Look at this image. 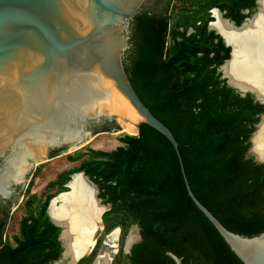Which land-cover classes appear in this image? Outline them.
Masks as SVG:
<instances>
[{"label": "trees", "instance_id": "trees-1", "mask_svg": "<svg viewBox=\"0 0 264 264\" xmlns=\"http://www.w3.org/2000/svg\"><path fill=\"white\" fill-rule=\"evenodd\" d=\"M177 1L173 20L174 2L171 9L167 4L139 11L123 67L141 102L177 141L180 160L146 124L137 136L120 137L122 146L110 152L68 155L79 165L47 184L55 193L26 198L11 241L3 240L6 220L0 216V264H53L60 258V229L49 221L47 207L78 172L97 186L102 204L111 205L101 218L105 232L139 228L140 241L114 264H242L192 203L184 176L195 198L229 232L264 233V164L246 158L264 104L248 93L241 97L220 78L217 69L230 48L208 29L212 8L239 25L254 13L255 0ZM93 257L78 264H92Z\"/></svg>", "mask_w": 264, "mask_h": 264}, {"label": "water", "instance_id": "water-1", "mask_svg": "<svg viewBox=\"0 0 264 264\" xmlns=\"http://www.w3.org/2000/svg\"><path fill=\"white\" fill-rule=\"evenodd\" d=\"M144 2L0 0L1 196L8 197L13 191L12 185L18 186L15 192L20 191L17 199L24 196L42 162L51 159V151L60 152L67 147L79 150L84 141L95 136L87 133V123L100 125L104 121L114 122L117 130L112 131L116 133L120 127L135 119L132 136H137L139 126L146 124L169 141L179 158L177 141L141 102L122 63L128 49L130 23ZM256 5V12L239 26L224 19L219 10L214 11L232 31L241 35L259 12L257 0ZM211 24L208 29L218 34L231 48L229 59L217 69L220 78L241 97L248 93L255 102L264 104V97L246 86L232 83L224 75V66L233 59L234 46L212 29ZM262 118L264 115L260 120ZM258 125L259 122L248 140L250 147L246 156H252L255 162H264V159H257L251 153L252 138ZM25 172H28L26 179ZM75 176H80L95 190L93 198L97 205L104 208L102 214L111 207L110 204H102L97 186L83 172L73 174L66 184L68 190L52 198L47 207L49 221L60 229L58 241L62 252L53 264H78L92 250L74 257L66 256L69 243L66 244L63 237L68 227L65 223L53 221L50 215L52 208L57 210L65 204L63 198L72 193L71 184ZM184 182L192 203L241 263L264 264V233L244 237L229 232L195 198L185 176ZM132 228L137 232V239L130 246H124V255H129L132 246L140 241L139 228L136 225Z\"/></svg>", "mask_w": 264, "mask_h": 264}, {"label": "bare ground", "instance_id": "bare-ground-1", "mask_svg": "<svg viewBox=\"0 0 264 264\" xmlns=\"http://www.w3.org/2000/svg\"><path fill=\"white\" fill-rule=\"evenodd\" d=\"M259 12L251 21L246 32L238 35L232 31L215 12L216 21L211 24L212 29L221 33L234 46L233 59L223 68L224 75L238 85L254 90L258 96L264 97V0H257ZM124 125L125 133L134 135L132 123ZM256 158H261L264 151V118L261 119L252 138V150ZM72 193L63 198L65 204L61 208L50 210L53 221L65 223L68 232L63 237L69 243L66 256H77L78 253L88 252L94 245V237L100 225V217L104 210L94 200L93 190L84 179L75 176L71 184ZM94 195V196H93ZM116 234L109 237L113 243ZM137 239V232L133 229L126 239L125 246H130ZM95 264H109L107 256L98 257Z\"/></svg>", "mask_w": 264, "mask_h": 264}, {"label": "rangeland", "instance_id": "rangeland-1", "mask_svg": "<svg viewBox=\"0 0 264 264\" xmlns=\"http://www.w3.org/2000/svg\"><path fill=\"white\" fill-rule=\"evenodd\" d=\"M180 6L179 1L174 2V9L172 12V20L175 18V13ZM260 123V122H259ZM123 127L119 128V132L113 133L112 130L108 132L99 133L93 137L84 141L83 145L79 150H70L68 147L63 151H60L52 156L51 159L44 160L31 183L28 186V189L24 196L16 199L13 207L10 209L8 215L6 216V225L4 229L3 240L11 241L12 236L16 235L18 232V221L24 215L23 203L26 198L30 195H36L40 199H44L45 195L53 194L56 191V188H48L47 184L50 181H53L56 176L64 171L74 169L79 165V162H69L67 160L68 155H73L78 151H85L86 149L100 150L104 152H110L115 148L122 146L119 142V138L125 135L130 136L131 134L125 133L122 130ZM114 130H117L115 128ZM90 133V132H87ZM93 134V133H92ZM132 136V135H131ZM252 150V149H251ZM65 152V153H64ZM254 156L253 152L251 151ZM57 155V156H55ZM55 156V157H53ZM252 157V156H250ZM256 158V157H255ZM264 159V151L261 158ZM1 203V201H0ZM135 228H130L126 233L120 227L111 229L109 232L104 231L103 225L100 223L99 229L94 237V245L91 252L88 255L94 254L91 263L96 257L107 256L109 258V264H114L116 258L119 256V253L124 251V246L126 239L130 232ZM116 234L115 241L111 244L108 242L111 235ZM13 244L12 242H10ZM87 255V256H88ZM124 255V254H123Z\"/></svg>", "mask_w": 264, "mask_h": 264}, {"label": "flooded vegetation", "instance_id": "flooded-vegetation-1", "mask_svg": "<svg viewBox=\"0 0 264 264\" xmlns=\"http://www.w3.org/2000/svg\"><path fill=\"white\" fill-rule=\"evenodd\" d=\"M173 2H174V0H145V2L142 5L141 9L143 7H146L149 10L150 9L159 10L160 7L163 8L167 4H169V8L171 9ZM255 5H256V0H255ZM215 9H217V8H212L211 10H209L210 17L212 18V21H211L212 24H214V22L216 21V17H215V14L216 13L214 12ZM217 10H219V9H217ZM256 10H257V5H256V9H255L254 13L256 12ZM220 12L222 13V17L224 18V16H223L224 15V12H222V11H220ZM241 14L248 15V11L247 10H242L241 11ZM252 15L245 17L244 20L246 18H250ZM224 19H227V18H224ZM228 20L231 21V22H233L234 24H236L233 20H230V19H228ZM244 20L242 21V23L244 22ZM211 22H209V23H211ZM242 23H240V24H242ZM239 25H237V26H239ZM130 26H131V23H130ZM191 32H192L191 30L188 31V33H191ZM130 35H131V33H130ZM129 48H130V36H129V40H128V49L124 53L123 60L127 58V51L129 50ZM230 50H231V48H230ZM229 55H230V53H229ZM123 60H122V63H123ZM263 115L264 114L260 115V117L263 116ZM260 117H259V121L258 122L261 121L260 120ZM115 127H116V124L114 122H111V121H107V122L104 121V122L100 123V125H95L94 123H87L85 125V129L88 130L89 132L95 134V135H97L99 133H102V132H107V131L113 130V129H115ZM57 152H58V150L51 151L50 154H49V156H51V155H53V154H55ZM55 156H57V155H55ZM55 156H53V157H55ZM246 158L252 159V157H247V156H246ZM252 161L255 162L253 159H252ZM255 163L264 164V162H255ZM28 172H25V177H24L25 179H26V176H27ZM11 188H12L13 191H11V194L8 197H3V196L0 195V201H1V203H0V216L5 217V218L8 215L10 209L13 207V205H14L16 199H17L16 196H18L19 195V192H20L19 190L17 192L14 191V190H17V188H18L17 185H12ZM100 218H102V216ZM101 224H102V220H101ZM133 226H135V225H133Z\"/></svg>", "mask_w": 264, "mask_h": 264}]
</instances>
